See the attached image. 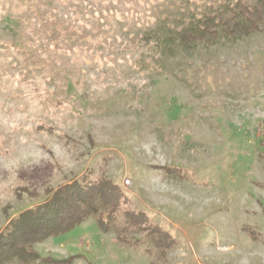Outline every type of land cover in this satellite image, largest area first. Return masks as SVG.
<instances>
[{
  "label": "rangeland",
  "instance_id": "374dc122",
  "mask_svg": "<svg viewBox=\"0 0 264 264\" xmlns=\"http://www.w3.org/2000/svg\"><path fill=\"white\" fill-rule=\"evenodd\" d=\"M235 1L0 0V232L87 172L151 224L0 264H264V23L179 42Z\"/></svg>",
  "mask_w": 264,
  "mask_h": 264
},
{
  "label": "trees",
  "instance_id": "16d2710c",
  "mask_svg": "<svg viewBox=\"0 0 264 264\" xmlns=\"http://www.w3.org/2000/svg\"><path fill=\"white\" fill-rule=\"evenodd\" d=\"M234 5L236 11L230 15L223 17L214 13L199 18L194 29L179 35V42L189 45L217 37L215 19L219 21L222 33L228 36L240 38L258 31L264 23V0H236ZM121 215L129 221L117 234L122 243L127 242L124 236L133 225L141 229L151 226L141 212L134 213L119 185L110 179L95 177L91 172L84 173L52 192L44 202L9 221L0 232V263L13 260L30 263L39 258L32 249L34 243L62 235L89 218H94L101 230L108 231ZM156 229L152 227L150 234Z\"/></svg>",
  "mask_w": 264,
  "mask_h": 264
}]
</instances>
